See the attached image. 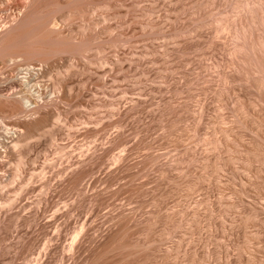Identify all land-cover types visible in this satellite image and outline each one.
<instances>
[{"label":"rangeland","instance_id":"1","mask_svg":"<svg viewBox=\"0 0 264 264\" xmlns=\"http://www.w3.org/2000/svg\"><path fill=\"white\" fill-rule=\"evenodd\" d=\"M88 2L13 58L58 120L0 156V264H264V0Z\"/></svg>","mask_w":264,"mask_h":264},{"label":"bare ground","instance_id":"2","mask_svg":"<svg viewBox=\"0 0 264 264\" xmlns=\"http://www.w3.org/2000/svg\"><path fill=\"white\" fill-rule=\"evenodd\" d=\"M86 2L89 3L88 0H0V59H5V62H8L6 65L3 64L8 68L7 71H5V67L1 66L3 70L0 67V71H5L3 83L11 84L9 82H14L17 84L16 90H27L17 97H12L13 102L11 100L10 102L16 114L26 109V112L29 111L33 115L31 120L23 123L26 134L7 130L2 135L0 138V156H5V153L13 152L16 148L23 146L25 140L33 133L53 123L56 119L58 120L53 112L42 111L44 104H42L37 93L38 90H43L42 77L49 73V69L34 67L31 64L19 66L15 64L13 58L18 54H38L46 61L54 53L56 55L62 51L73 52L74 45L72 44L73 47L72 45L68 46L72 43V37L63 35L61 30L69 20L70 15L76 14L84 5H90ZM57 41L67 42L68 47L63 49L45 47ZM28 90H34L35 93ZM5 101L8 102V98ZM0 160H2L1 166L5 159L0 158ZM5 177L0 176V214L2 209L9 204V199L6 197L7 178Z\"/></svg>","mask_w":264,"mask_h":264}]
</instances>
